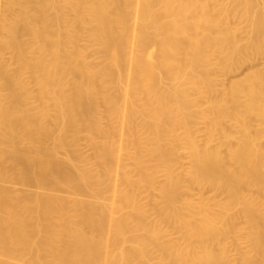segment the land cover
I'll return each mask as SVG.
<instances>
[{
	"label": "bare ground",
	"instance_id": "6f19581e",
	"mask_svg": "<svg viewBox=\"0 0 264 264\" xmlns=\"http://www.w3.org/2000/svg\"><path fill=\"white\" fill-rule=\"evenodd\" d=\"M260 58L264 0H4L0 264H264Z\"/></svg>",
	"mask_w": 264,
	"mask_h": 264
},
{
	"label": "rangeland",
	"instance_id": "374dc122",
	"mask_svg": "<svg viewBox=\"0 0 264 264\" xmlns=\"http://www.w3.org/2000/svg\"><path fill=\"white\" fill-rule=\"evenodd\" d=\"M4 0H0V5L2 4ZM149 54L152 56L153 55V51L151 50L149 52ZM8 55V54H7ZM9 56H5V58L7 59ZM254 63V64H253ZM254 65V66H253ZM247 66V67H246ZM245 67L246 68H242L238 74H233L228 76L227 78H224L221 80V83H228L230 82L231 80H235V79H238L240 78L243 74L247 73L250 69L252 68H263L264 69V59L260 58V60H255L254 62H252L251 64H248L246 65ZM230 77V78H229ZM201 135H203L201 133ZM78 149L81 151V153H83V155L85 157H87L89 160H91V156L92 155V151H91V148L89 147L86 139L84 137H82L79 141V146H78ZM7 170L10 172L11 171V168L10 166H6ZM0 188L4 189V190H8L9 192L11 191L12 193L14 194H27V195H34V194H37V193H40V190L39 188H37L35 185H32V184H25V183H22V182H18L16 180H12V181H2L0 180ZM208 191V190H207ZM203 192V198L204 199H212V197H215L216 194H214L211 190H209L208 192ZM211 191V192H210ZM60 195H63L65 196L64 194H60ZM219 199H222L221 197H219Z\"/></svg>",
	"mask_w": 264,
	"mask_h": 264
}]
</instances>
